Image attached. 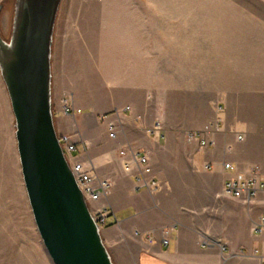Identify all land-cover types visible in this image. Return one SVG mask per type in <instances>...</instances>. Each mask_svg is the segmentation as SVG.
<instances>
[{
	"label": "crops",
	"instance_id": "1",
	"mask_svg": "<svg viewBox=\"0 0 264 264\" xmlns=\"http://www.w3.org/2000/svg\"><path fill=\"white\" fill-rule=\"evenodd\" d=\"M52 94L58 134L112 183L118 221L102 236L115 264H262L264 192L224 185L264 177V0H62ZM196 130L214 145L188 142ZM123 146L149 154L163 191L136 187Z\"/></svg>",
	"mask_w": 264,
	"mask_h": 264
},
{
	"label": "water",
	"instance_id": "2",
	"mask_svg": "<svg viewBox=\"0 0 264 264\" xmlns=\"http://www.w3.org/2000/svg\"><path fill=\"white\" fill-rule=\"evenodd\" d=\"M61 3L16 0L10 39L0 32V72L15 116L29 202L52 260L55 264H115L56 128L52 49Z\"/></svg>",
	"mask_w": 264,
	"mask_h": 264
},
{
	"label": "rangeland",
	"instance_id": "3",
	"mask_svg": "<svg viewBox=\"0 0 264 264\" xmlns=\"http://www.w3.org/2000/svg\"><path fill=\"white\" fill-rule=\"evenodd\" d=\"M15 2L0 0V32L6 40L12 33ZM15 131V116L0 72V264H55L34 219Z\"/></svg>",
	"mask_w": 264,
	"mask_h": 264
},
{
	"label": "built area",
	"instance_id": "4",
	"mask_svg": "<svg viewBox=\"0 0 264 264\" xmlns=\"http://www.w3.org/2000/svg\"><path fill=\"white\" fill-rule=\"evenodd\" d=\"M95 1L101 2L103 0ZM128 109H130L129 106L126 107V110ZM76 111L81 112L80 109H74L72 105H67L65 108L66 114L75 113ZM119 132L120 129L114 122L111 121L108 123V135L110 138L116 139ZM149 134L156 143H160L166 139L165 129L159 120L154 121L151 125ZM60 137L61 144L77 183L83 191L91 213L99 227L102 229L111 222H117L118 218L114 208L105 201V198L111 191V181L101 176L94 164L86 162L81 158L83 153H78V145L72 135H61ZM185 137L188 142H198L202 147L214 145V141L206 138L204 130L189 131L185 134ZM119 156L122 159L124 169L134 176L138 189L152 192L164 190L166 183H163L154 174L150 156L145 150L123 146L119 149ZM224 166L226 168H233L230 162L224 163ZM224 192L234 197L255 198L260 192H264V177L255 174L243 179H230L224 185ZM170 232L171 229L165 231L166 234L163 237L164 244L169 243ZM254 232L257 234L264 233L263 217L260 218L254 227ZM149 240L152 241V237ZM261 259L262 264H264V256Z\"/></svg>",
	"mask_w": 264,
	"mask_h": 264
}]
</instances>
